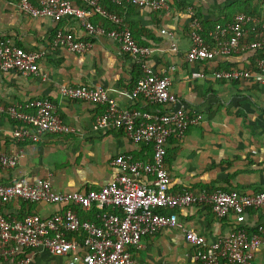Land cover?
I'll return each instance as SVG.
<instances>
[{
  "label": "crops",
  "instance_id": "obj_1",
  "mask_svg": "<svg viewBox=\"0 0 264 264\" xmlns=\"http://www.w3.org/2000/svg\"><path fill=\"white\" fill-rule=\"evenodd\" d=\"M81 5L80 0H71ZM19 0H0V39L9 38L26 50H39L37 74L22 75L18 71H0V102L25 103L46 97L55 104L59 117L75 128V133L63 136L44 135L38 142H18L12 136L15 122L0 115V151L10 153L23 148L16 166L0 167V183L21 177L31 182L49 179L58 191L72 192L97 189L116 174L114 158L130 154L136 159L149 160L150 146L134 143L121 129H93L103 105L72 100L60 95L62 85H101L113 97L120 109L147 110L159 108L133 95L141 76L140 63L120 52L117 41L103 36L92 39L89 50L70 51L54 46L58 28L85 37L83 28L72 17L54 21L23 13ZM103 5L115 11L130 29L134 39L150 47L149 64L156 73L167 72L170 89L186 105L189 115L202 114V119L190 125L181 138L167 142L166 166L173 192L184 188L224 189L252 193L264 190V83L254 79L225 81L213 76L215 70H256L260 49H248L230 56L189 61L184 54L191 42L188 7L200 16L203 34L211 43L209 31L216 23H225L240 12L264 16V0H166L167 9L153 10L137 5L118 6L110 0ZM83 5V4H82ZM95 23L111 26L105 17L94 14ZM170 31L173 36L163 33ZM248 40L254 39L252 32ZM201 72L203 76H193ZM164 108H170L166 105ZM64 208L60 203L27 202L13 199L0 201V213L22 217L38 213L47 217ZM188 229L203 235L207 243L226 237L239 226L249 233L264 228V208L248 209L239 222L235 214L217 217L210 206L195 205L174 209ZM80 215L94 220V210L77 208ZM82 250L67 255L39 251L22 264H80ZM138 260L148 264H194L193 247L185 233L177 227H164L142 238V247L134 249ZM0 264H20L0 261ZM253 264H264V246L256 250Z\"/></svg>",
  "mask_w": 264,
  "mask_h": 264
},
{
  "label": "built area",
  "instance_id": "obj_2",
  "mask_svg": "<svg viewBox=\"0 0 264 264\" xmlns=\"http://www.w3.org/2000/svg\"><path fill=\"white\" fill-rule=\"evenodd\" d=\"M80 1L83 5H76L71 0H19L18 6L31 16L54 21L72 17L79 22L85 37L58 28L52 40L56 47L84 52L90 49L92 39L107 36L117 41L121 53L140 63L142 74L132 92L148 104L157 105L159 108L153 112L120 109L101 85H62L59 92L62 97L72 100L103 105L104 110L96 116L93 129H121L134 143L150 146L152 156L149 160L136 159L130 154L117 156L112 161L117 170L114 178L100 188L86 191H58L47 178L31 182L21 177L0 183L2 203L21 199L64 205L61 211L47 217L38 213L22 217L0 213V261L22 264L30 258L24 255L26 253L34 255L47 251L61 256L82 250L80 264H148L138 260L133 253L134 249L142 247V238L164 227H177L184 231L186 240L193 247L194 264H253L256 250L264 246V228L249 233L245 227L239 226L228 236L209 244L203 235L186 228L174 209L207 205L217 217L235 214L241 222L248 209L264 208V190L252 193L220 188L171 191L166 166L167 142L170 138L183 137L188 127L203 116L187 113L185 103L170 89L169 74L154 71L149 64L152 50L134 39L116 12L107 9L101 0ZM110 1L118 6L137 5L153 10L169 8L166 0ZM188 13L191 42L184 56L189 61L264 48L262 15L240 12L230 21L216 23L209 31L211 43H208L198 11L189 6ZM94 14L105 17L111 26L93 22L90 16ZM162 32L173 36L170 31ZM249 32L253 33L254 39H247ZM42 55V51L26 50L13 44L9 38L0 39V71L37 74ZM193 76H203V73L194 72ZM213 76L225 81L254 79L264 83V55L258 57L256 70L222 69L215 70ZM166 105L170 108H164ZM0 115L15 122L12 136L18 142H38L44 135L75 133V128L59 117L54 102L46 97L25 103L0 102ZM22 155V147L10 153L0 151V167L16 166ZM78 207L94 210L95 219H82Z\"/></svg>",
  "mask_w": 264,
  "mask_h": 264
},
{
  "label": "trees",
  "instance_id": "obj_3",
  "mask_svg": "<svg viewBox=\"0 0 264 264\" xmlns=\"http://www.w3.org/2000/svg\"><path fill=\"white\" fill-rule=\"evenodd\" d=\"M107 9H109V7L108 6H106V5H104ZM126 6V5H125ZM109 10H111V9H109ZM111 11H113V10H111ZM115 12V11H114ZM253 13V12H252ZM260 55H264V48L260 51ZM82 212H85V211H81V213ZM80 213V217L82 218V219H87V218H85L84 217V215L83 214H81ZM91 216H93V218L95 217V213H92L91 212ZM68 237H71L70 235H68Z\"/></svg>",
  "mask_w": 264,
  "mask_h": 264
}]
</instances>
